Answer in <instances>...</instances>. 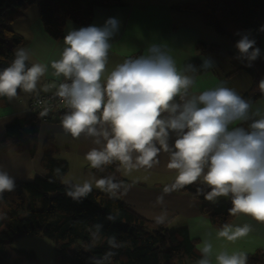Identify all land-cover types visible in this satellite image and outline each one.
Listing matches in <instances>:
<instances>
[{
	"label": "clouds",
	"instance_id": "obj_1",
	"mask_svg": "<svg viewBox=\"0 0 264 264\" xmlns=\"http://www.w3.org/2000/svg\"><path fill=\"white\" fill-rule=\"evenodd\" d=\"M119 28L120 21L110 17L102 26L69 31L61 58L52 63L56 75L66 81L59 85L57 95L71 109L64 115L63 129L73 138L85 134L99 146L86 155L91 167L102 169L115 160L129 172L137 167L152 168L163 151L170 157L167 167L178 172L175 182L164 187L165 194L202 177L210 188L206 199L215 202L217 197L231 195L234 210L264 222V117L255 119L250 102L223 83L191 92L195 74L213 68L215 61L203 58L199 67L187 63L178 68L166 43L153 42L146 54L125 59L102 83L111 41ZM239 35L236 59L252 67L261 57V49L250 33ZM14 56L10 66L0 70V96L8 98L15 97L18 89L35 91L46 72L42 64L26 66L27 49H17ZM259 87L264 90V80ZM170 132L176 137L171 146ZM15 186V178L0 167V199ZM121 186L113 177L96 181V187L110 197H116ZM92 189L87 181L69 184L66 195L82 202ZM163 199L158 196L157 203L162 204ZM164 219V215L156 217L158 223ZM250 230L245 225L218 235L234 241ZM92 235L95 246L101 238L96 232ZM107 243L111 249L121 246L114 236ZM200 253L196 264H213L211 242L204 241ZM113 255L110 251L93 258V264H111ZM214 259L215 264H247L248 257L243 252L222 251Z\"/></svg>",
	"mask_w": 264,
	"mask_h": 264
},
{
	"label": "trees",
	"instance_id": "obj_2",
	"mask_svg": "<svg viewBox=\"0 0 264 264\" xmlns=\"http://www.w3.org/2000/svg\"><path fill=\"white\" fill-rule=\"evenodd\" d=\"M36 4L46 32L59 40L64 37L68 21L87 25L97 7L124 5L125 1L0 0V70L10 66L16 48L24 42V36L11 26L12 22L26 16L27 9ZM177 7L201 13L203 20L234 46L240 39L239 34L250 33L262 53L252 67L236 59V47L231 51L216 43L198 41L195 48L201 54L221 55L232 63L235 69L229 75L239 71L249 74L250 88L238 94L250 104L264 99V90L259 87V82L264 80V30H261L264 28V0H199L180 3ZM187 63L199 67L202 62L190 60ZM31 65L27 60L26 66ZM207 71L200 70L195 77ZM28 116L15 117L10 121L0 136V144L25 148L33 142L30 150L34 152L37 121L42 120V116L35 112L28 113ZM170 136L176 138L171 132ZM42 164L45 174L16 180L14 191L4 193L0 199V264H39L36 250L14 246L17 240L27 236L52 239L55 264H93V258H101L110 251L115 252L111 264H190L188 258H201L196 250L198 240L190 236L188 227L171 229L168 222L150 220L122 199L124 178L119 161L114 160L102 169L91 167L100 178L113 177L120 182L119 194L110 197L108 193L93 188L82 202L73 201L66 195L69 184L77 183L66 179L69 164L56 157L51 140L46 142ZM176 190L188 192L201 200L202 213L216 228L228 225L239 211L234 210L231 195L219 204L206 199L210 188L202 179ZM110 214L116 219H109ZM93 232L101 238L95 246ZM113 236L121 245L117 249H111L107 243ZM246 254L247 264H264V250Z\"/></svg>",
	"mask_w": 264,
	"mask_h": 264
},
{
	"label": "crops",
	"instance_id": "obj_3",
	"mask_svg": "<svg viewBox=\"0 0 264 264\" xmlns=\"http://www.w3.org/2000/svg\"><path fill=\"white\" fill-rule=\"evenodd\" d=\"M124 5L97 7L91 22L81 25L68 21L65 27V35L74 29L89 25L102 26L105 21L114 17L120 21L119 32L112 39V47L108 54V63L102 83L106 77L125 59L135 58L140 54H146L147 47L153 43H166L170 54L177 62L178 68L190 60L202 62L203 58H211L215 66L195 77L196 84L190 90L199 93L207 89L215 88L223 83L224 86L234 89L237 93L246 91L251 86V78L243 76V72L229 75L234 65L221 55L201 54L196 50L198 41L216 43L223 48L234 51L235 46L216 31L214 27L203 20L199 12L182 10L177 7L180 3L196 2L199 0H124ZM11 26L24 36V42L19 48H25L29 52V61L32 64L46 66V72L37 82L36 90L25 92L19 89L13 98L0 97V136L4 133L6 125L15 117L28 116L29 101L36 91L45 90L49 82H57L62 75H56L52 63L61 58L66 47L64 37L54 39L44 28L39 17L38 6L32 5L27 9L26 16L16 19ZM264 47V37L262 40ZM247 73V72H246ZM250 77V76H249ZM251 113L255 119L264 117V99L251 103ZM167 115V114H162ZM29 117V116H28ZM30 118V117H29ZM31 119V118H30ZM62 120L37 121L36 148L30 150L33 142L25 148L18 145L0 144V167L16 180L31 179L38 174H45L42 164L46 142L51 140L56 149V157L66 160L69 171L66 176L77 184L85 181L96 187V181L100 179L92 170L87 153L94 147L92 138L81 134L79 138H73L66 133L62 126ZM36 122V121H35ZM247 126V125H246ZM175 138L170 136L169 145ZM159 147V145H157ZM159 163L152 168L137 167L127 171L121 165V174L124 178L121 189L122 199L142 216L156 220V217L164 215V222L173 223L174 229L188 227L190 236L197 239L196 250L201 255L200 248L204 241L213 245V264L215 255L226 251L253 253L264 250V222L256 220L253 216L238 211L234 219L223 228L213 226L208 217L202 213L203 202L188 192L177 190L165 194V186H171L178 175L177 170L169 169V154L161 151L157 157ZM207 169H205V172ZM200 179L203 180L201 177ZM103 191L102 189H99ZM105 192V191H103ZM106 193V192H105ZM163 195V203H157V197ZM227 197H224V199ZM213 203V201H212ZM249 226L250 231L246 236L234 241L220 237L219 232L225 229L235 231L238 227ZM15 244V243H14ZM198 258H188L190 264H196Z\"/></svg>",
	"mask_w": 264,
	"mask_h": 264
},
{
	"label": "built area",
	"instance_id": "obj_4",
	"mask_svg": "<svg viewBox=\"0 0 264 264\" xmlns=\"http://www.w3.org/2000/svg\"><path fill=\"white\" fill-rule=\"evenodd\" d=\"M64 82L63 77L57 82H49L45 90L34 92L29 101V111L39 113L43 121L63 119L71 111L67 102L57 95L59 85Z\"/></svg>",
	"mask_w": 264,
	"mask_h": 264
},
{
	"label": "rangeland",
	"instance_id": "obj_5",
	"mask_svg": "<svg viewBox=\"0 0 264 264\" xmlns=\"http://www.w3.org/2000/svg\"><path fill=\"white\" fill-rule=\"evenodd\" d=\"M37 6V4H36ZM227 41L230 42L229 39L226 38ZM243 76L247 78V82L250 77L249 74L243 72ZM224 200V196L217 197L214 204H219ZM140 214V213H139ZM173 223L169 225L171 229H174ZM15 247L18 248H32L36 250L38 255L39 264H55V243L52 239L48 237H37V236H27L20 238L14 244Z\"/></svg>",
	"mask_w": 264,
	"mask_h": 264
}]
</instances>
